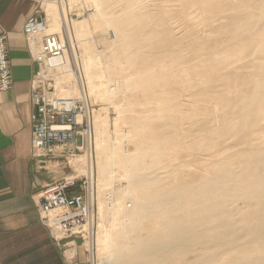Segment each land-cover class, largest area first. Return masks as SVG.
Instances as JSON below:
<instances>
[{"label": "rangeland", "instance_id": "374dc122", "mask_svg": "<svg viewBox=\"0 0 264 264\" xmlns=\"http://www.w3.org/2000/svg\"><path fill=\"white\" fill-rule=\"evenodd\" d=\"M263 1L107 0L99 19L82 1L42 0L45 32L66 47L63 68L70 73L62 74L60 93L66 83L75 94L83 86L94 109L89 157L84 150L58 164L60 177L90 167L97 184L92 245L74 238L86 264H108V252L125 240L119 232L137 199L198 185L225 167L235 173L249 168L247 153L264 142V103L256 123L244 118L250 96L264 82ZM120 159L131 160L148 184L127 188ZM233 206L250 208L240 199Z\"/></svg>", "mask_w": 264, "mask_h": 264}, {"label": "bare ground", "instance_id": "6f19581e", "mask_svg": "<svg viewBox=\"0 0 264 264\" xmlns=\"http://www.w3.org/2000/svg\"><path fill=\"white\" fill-rule=\"evenodd\" d=\"M77 1L91 5L97 18L104 15L101 3L107 0H74ZM109 13L112 14L111 10ZM112 23L118 31L123 30V24ZM64 65L65 59L60 69L63 74H69L70 70L63 68ZM62 79L57 81L59 92ZM63 87L66 92L63 96L80 95V92L74 93L72 84L66 83ZM263 103L264 82L250 96L244 113L247 122L256 123V115ZM261 152H264V142L247 153L249 168L240 173L225 167L198 185L171 189L161 197L133 201L132 209L125 215L128 225L119 232L125 240L108 252V264H264V159L258 158ZM119 161L123 179L128 182L127 188L148 184V177L133 172L131 160ZM107 194L109 204H113L112 192L108 190ZM238 199L249 203L248 211L233 206ZM237 214L239 216L234 218ZM214 248L221 252L218 249L214 252ZM194 252L203 254L185 262L184 257Z\"/></svg>", "mask_w": 264, "mask_h": 264}, {"label": "crops", "instance_id": "0c3cea01", "mask_svg": "<svg viewBox=\"0 0 264 264\" xmlns=\"http://www.w3.org/2000/svg\"><path fill=\"white\" fill-rule=\"evenodd\" d=\"M40 6L42 0H0L13 79L12 88L0 92V264H86L74 239L68 248L70 239L55 240L39 221V193L64 174L54 163L41 168L32 155L30 81L37 67L25 31Z\"/></svg>", "mask_w": 264, "mask_h": 264}, {"label": "built area", "instance_id": "2783aa9c", "mask_svg": "<svg viewBox=\"0 0 264 264\" xmlns=\"http://www.w3.org/2000/svg\"><path fill=\"white\" fill-rule=\"evenodd\" d=\"M47 24L46 15L37 11L28 18L25 31L37 67L30 81L32 155L38 163L69 164L84 150L90 153L94 109L83 86L77 97L60 94L57 81L63 74L66 47L57 34L45 32ZM6 42V34L0 32V92L13 86ZM93 177L88 167L84 173L49 183L39 193V221L55 240L77 237L92 245L97 193Z\"/></svg>", "mask_w": 264, "mask_h": 264}]
</instances>
